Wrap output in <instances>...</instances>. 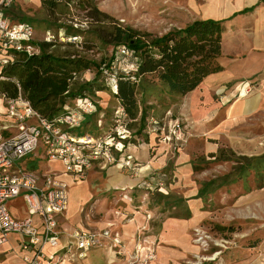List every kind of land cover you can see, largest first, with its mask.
Returning a JSON list of instances; mask_svg holds the SVG:
<instances>
[{"label": "rangeland", "instance_id": "1", "mask_svg": "<svg viewBox=\"0 0 264 264\" xmlns=\"http://www.w3.org/2000/svg\"><path fill=\"white\" fill-rule=\"evenodd\" d=\"M90 2L121 26H129L156 35L173 27H182L200 17L197 5L193 6V0H90ZM74 3L65 5L61 2L57 7L50 9L43 6L41 0H13L6 8L5 14L9 20L25 18V21L19 22L32 24L34 43L42 41L46 30L54 34L58 39L47 47L46 51L56 56L70 54L84 56L104 67L110 62L116 50L113 45H103L99 41H94L89 49L83 46L84 38L73 33L74 29L86 30L96 22L87 16L90 7L85 8ZM73 36L79 37L72 40ZM115 54L116 58L111 62V69L128 68L134 63L133 57ZM94 76L95 68H92L79 72L74 80L81 83L94 79ZM97 78L98 82L107 86L105 74L104 79L101 75ZM97 91H105L109 97H101L99 96L101 92ZM89 97L95 101L96 110L93 114L84 117L80 129L102 137L112 136V129L116 124L117 101L107 90H96ZM182 98L183 96L170 97L163 94L150 98L151 105L147 109V121L145 128L141 130V135L135 133L137 124L125 128L127 133L124 134L123 139H120L121 145L124 152L130 153L135 159L133 162L137 164L134 166L135 169L128 170L125 174L138 177L137 183H129L118 189L112 188L108 185L109 176L106 175L105 170L100 169L94 171V175L88 174L85 180H73L59 163L53 164L46 159L41 144L38 147L41 159L31 153L21 161L20 166L26 170H36L39 161V173L47 172L52 167L57 169L56 176L64 179L68 184L69 205L75 207L78 204L77 211L82 222L91 228L110 222L115 218V212L120 216L124 214L123 218H130L133 216L132 209L138 211L140 222L135 223L132 246L130 247L128 241L116 233L120 244L115 248L111 247L116 257V262L113 264H193L200 260L197 256L204 258L200 261L214 257L215 264H226L229 259L241 263L249 261L251 264H264V216L262 220L246 219L242 222H230L235 228L231 233L215 231L212 222L224 223L212 221L208 217V211L224 203L223 196L213 198L212 194L225 180L229 179L230 183L237 184L235 189L237 193L241 181L245 182L243 191L264 183V160H257L256 158L259 157L250 160L247 157L249 163L244 166L246 159L240 158L241 162H238V156L224 147L222 149H225V156H230L231 160H212L207 159L204 153L198 151L191 153L193 143L201 146L191 132L190 126L188 127L183 121L180 112ZM116 134L114 131L115 136ZM145 136H148L147 143L144 140ZM140 145H146V148L142 150ZM134 146L140 151L139 161L132 151ZM182 153L186 156L183 163L191 165L195 177H190V171L182 174L181 168L178 169V173L175 170V166L181 165L179 157ZM116 155L121 158L119 154ZM146 157H149L148 160ZM160 158L163 160L162 163L157 166L150 165L149 159L158 161ZM177 158L178 165L175 163ZM115 168L124 169L117 166ZM242 175L243 178H240L239 176ZM208 183L207 190H211L206 193L197 196V193L192 192V186L199 185V188H206ZM191 199H196V209L199 210L201 217L196 225L186 227L184 241L178 246V243L175 245L178 238L174 237L178 226L174 225V219L191 216L189 207ZM219 217L224 215L220 214ZM170 219L172 221H169ZM164 221H169L165 228L166 239L160 236ZM200 231L202 238L208 236L204 238L207 244H202L201 240L197 239ZM254 243L256 246L249 248ZM161 246L166 247L167 252L175 253V250L180 249L185 254L178 257L168 255L163 263L157 262ZM86 254L81 258L86 257Z\"/></svg>", "mask_w": 264, "mask_h": 264}, {"label": "crops", "instance_id": "2", "mask_svg": "<svg viewBox=\"0 0 264 264\" xmlns=\"http://www.w3.org/2000/svg\"><path fill=\"white\" fill-rule=\"evenodd\" d=\"M195 4L197 5V11L200 12V17L196 19H223L243 9H248V11L237 14L225 22L221 52L218 57L221 70L207 75L194 89L183 95L180 106V112L184 118L183 121L186 122L188 127L190 126L191 132L194 133L195 139H197L198 143L200 142L201 146L199 147V144L193 143L191 153L198 151L199 153H204L207 159L215 160L214 157L209 155L215 154L219 148L222 149L224 147L230 149L237 156L259 157L256 159L263 161L264 0H193V6ZM245 81L250 83L249 92L243 96H237L240 88L238 84ZM99 94V96L104 98L109 97L105 92ZM73 103L71 101L68 105ZM145 142L147 143L148 141ZM144 147L146 148V145L141 146L140 149L143 150L145 149ZM132 151L137 161H139L141 159L140 151L135 146ZM35 154L41 159L38 151ZM185 157V154L182 153L179 157L181 165L180 167L175 166V170L178 173V169L181 168L182 174L190 171V177H195L196 174L192 171L191 165L188 166L187 163H183L186 160ZM146 158L148 160L149 157ZM120 159H123V156ZM149 160L150 165L153 166L163 162L162 158L158 161ZM52 163L58 164L59 162ZM175 163L178 165V158ZM37 166L39 169V161ZM244 166L240 167L243 169ZM61 167L63 168L62 165ZM115 167V165L110 164L100 168L97 164H94L88 174L94 175L93 172L97 169L105 170L104 172L109 176L108 185L115 189L125 187L129 183H137L139 178L125 174L128 172L127 169L118 170ZM38 169L35 171L38 172ZM56 170L52 167L49 171L56 172ZM69 176L72 178L71 175ZM239 177L243 178V175ZM244 184L245 182H240L239 193H237L235 191L237 184L230 183V180L227 179L221 187L214 191L212 194L213 198L223 196L224 203L222 206H214L211 211H208V217L212 221H223L222 223L225 224L242 222L246 219H263L264 183H259L256 186L254 185L252 189L243 191L242 187H244ZM207 185L209 186V183L206 184V188H199V185L192 186V192L197 193V196L204 194L211 190H207ZM195 201L196 199H191L189 202L191 211L189 218L174 219V225L178 226L174 235L175 238H178V241H175V245L177 243L178 246L181 245L186 235V227H193L201 217L199 210L196 209L197 203ZM7 206L12 216L16 218L26 216V205L21 196L9 200ZM77 209L78 204L75 207H71L68 201L67 209L58 216L60 229L58 249L61 247L63 249L57 255L61 256L63 252L66 253L61 264H113L116 262L115 254H113L108 239H104L102 247L92 248L87 251L86 257H79L76 254L77 250L74 245V234L80 228L93 231L108 228L111 233H118L124 240L128 241L130 247L132 246L135 236V223L140 222L137 210H131L133 216L130 218H123L124 214L120 216L119 213L115 212L113 220L102 224L100 227L91 228L82 222ZM220 214L224 215V217H219ZM169 221L172 220L170 219ZM167 222H163L162 232L160 233V236L164 239L167 236L165 233ZM18 239L19 236L16 233H11L0 243V264H24L22 260L23 252L18 246ZM255 246H250L249 248ZM165 248L161 246L157 262L163 263L162 261L166 259L165 257H178L185 254L180 249L178 251L175 250L174 253L171 251L167 252ZM44 249L48 254L55 250L49 246H45ZM226 264L251 263L249 261L241 263V261L236 262L229 259Z\"/></svg>", "mask_w": 264, "mask_h": 264}, {"label": "built area", "instance_id": "3", "mask_svg": "<svg viewBox=\"0 0 264 264\" xmlns=\"http://www.w3.org/2000/svg\"><path fill=\"white\" fill-rule=\"evenodd\" d=\"M13 0H0V71L11 61L15 52L30 55L39 53L38 44L33 42L34 27L29 22L9 20L5 14L6 8ZM74 3L75 0H52ZM79 36H73L76 40ZM58 38L46 30L42 41L54 44ZM121 56L132 57V52L125 46L116 49ZM134 63L128 68H132ZM106 82L113 92H116V80L112 71L103 69ZM237 96H243L250 90L248 81L238 84ZM72 105L65 106V110L57 118L49 121L31 106L22 96L7 98L0 95V243L11 233L19 236L18 246L23 252L24 264H61L66 256L63 248L58 249L60 229L58 216L68 206L69 189L63 179L56 176L55 171L39 173L26 170L20 166L21 161L31 153L42 151L50 162H59L64 172L75 180H84L88 171L97 164L100 168L115 165L127 170L135 169V159L130 153L124 152L120 139L124 138L128 128L126 113L118 106L116 124L112 129V136L102 137L91 132L77 133L85 116L96 110L95 101L88 95L72 100ZM123 124V125H122ZM114 131L117 133L115 136ZM116 138V139H115ZM123 156V159L118 158ZM21 196L26 205V216L16 218L11 215L7 203L9 200ZM208 236H201L198 240L206 243ZM104 239H108L113 248L120 244L116 233L108 228L100 231L80 228L74 234L77 255L83 257L92 248L102 247ZM45 246L53 249L50 254L45 252ZM201 258L200 256H197ZM214 260L210 257L207 260Z\"/></svg>", "mask_w": 264, "mask_h": 264}, {"label": "trees", "instance_id": "4", "mask_svg": "<svg viewBox=\"0 0 264 264\" xmlns=\"http://www.w3.org/2000/svg\"><path fill=\"white\" fill-rule=\"evenodd\" d=\"M58 3L61 2L41 0V4L50 9L57 7ZM63 3L70 4L68 1ZM74 4L90 7L87 16L96 22L94 25L90 22L92 25L86 30L74 29L73 33L84 38L83 46L89 49L94 41L113 45L115 50L125 46L132 52L134 66L111 69L116 51L104 67L80 55L56 56L46 51V48L52 45L51 42L40 41L36 42L40 48L39 53L27 55L15 52L13 59L2 67L0 95L7 98L20 95L29 101L41 117L52 121L64 112L65 106L73 99L91 96L96 90H107L126 113L129 128L138 125L135 133L139 136L146 125L150 98L159 94L170 97L183 96L207 75L221 70L218 57L225 22L248 11L243 9L223 19H194L182 27H173L156 35L121 26L106 12L91 5L90 0H76ZM12 20L25 21V18ZM92 68H95L94 79L81 83L74 80L76 74ZM104 68L107 72L114 73L116 92H113L106 82L107 86H104L102 82L97 81L100 75L104 79ZM81 126L76 130L77 133L85 131L80 129ZM144 140L148 141V136H145ZM224 153L225 149H219L209 156L216 160H231V157L225 156ZM231 153L234 154L232 151ZM240 158L246 159L244 165H248L250 158L238 156V162H241ZM212 225L217 232L235 231L232 223L212 222ZM254 245L256 243L250 246ZM199 264H215V261L207 260Z\"/></svg>", "mask_w": 264, "mask_h": 264}]
</instances>
